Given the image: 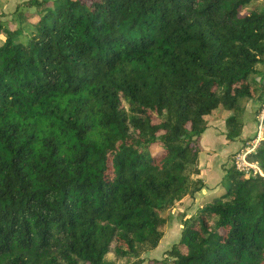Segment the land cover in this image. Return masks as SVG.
<instances>
[{"label": "trees", "instance_id": "1", "mask_svg": "<svg viewBox=\"0 0 264 264\" xmlns=\"http://www.w3.org/2000/svg\"><path fill=\"white\" fill-rule=\"evenodd\" d=\"M259 1L17 6L20 26L0 25V264L145 262L200 174L208 119L264 89ZM246 159L263 176L226 170L148 264H264V135Z\"/></svg>", "mask_w": 264, "mask_h": 264}, {"label": "rangeland", "instance_id": "2", "mask_svg": "<svg viewBox=\"0 0 264 264\" xmlns=\"http://www.w3.org/2000/svg\"><path fill=\"white\" fill-rule=\"evenodd\" d=\"M256 5L260 10H264V0L257 2ZM8 9H11V6ZM18 22L14 17L10 19H2L1 17L0 19L1 28L8 30H13L20 26ZM258 70L260 73H264V64L258 66ZM252 84L254 89L253 98L244 100L240 109L235 112L220 111L214 113L208 119L207 130L200 138V144L203 149L199 156L200 174L191 176L189 188L185 194L187 196L183 197L181 201L176 202L172 208L163 213L162 216L166 218L167 224H165L166 226L163 229L164 236L159 244L160 249L153 254L154 259L161 260L164 258V253L179 242L183 231L182 224L199 214L205 198L210 193H218L221 190V182L225 176V172L232 166H236L237 156L247 152L249 148L251 149L250 153H252L259 146L264 135L263 126L262 131L260 130L261 116L264 114V89L259 84H255L254 82ZM232 115L238 117L242 131L238 138L230 141L227 140L225 135H227L229 130L227 119ZM260 132L261 139L259 143H256ZM251 165L257 167L256 174L262 173L256 164ZM202 183L205 184L204 190L198 194H194V197L188 195L190 190ZM111 258H113V255H111ZM135 260L137 258L131 257L120 261V263L132 264ZM145 263L148 264V261H145L143 264Z\"/></svg>", "mask_w": 264, "mask_h": 264}, {"label": "crops", "instance_id": "3", "mask_svg": "<svg viewBox=\"0 0 264 264\" xmlns=\"http://www.w3.org/2000/svg\"><path fill=\"white\" fill-rule=\"evenodd\" d=\"M29 0H4V1H0V19L2 17V19H10L13 17L14 12L17 9V6L27 2ZM11 6V9H8ZM0 39L2 40V37L0 36ZM261 80V78H260ZM204 190V189H203ZM198 194V193H197ZM158 249H160V245L157 247V249L151 251L150 253H148L144 259L147 262L148 260L154 259L153 258V254L158 251ZM146 264V263H145Z\"/></svg>", "mask_w": 264, "mask_h": 264}, {"label": "built area", "instance_id": "4", "mask_svg": "<svg viewBox=\"0 0 264 264\" xmlns=\"http://www.w3.org/2000/svg\"><path fill=\"white\" fill-rule=\"evenodd\" d=\"M264 117V114L261 116V124H260V130L262 131V126H263V118ZM261 139V132L257 138V141L256 143H259ZM251 149L249 148V150L247 152H244L242 154H239L236 158V169L240 172H243V173H248L250 171H253L254 174H256V170H257V167L254 166V165H251L248 163L247 159H246V156L250 153ZM260 175L263 176V174L261 172H259Z\"/></svg>", "mask_w": 264, "mask_h": 264}, {"label": "water", "instance_id": "5", "mask_svg": "<svg viewBox=\"0 0 264 264\" xmlns=\"http://www.w3.org/2000/svg\"><path fill=\"white\" fill-rule=\"evenodd\" d=\"M258 82H260V79H258ZM263 83H264V81H263Z\"/></svg>", "mask_w": 264, "mask_h": 264}]
</instances>
